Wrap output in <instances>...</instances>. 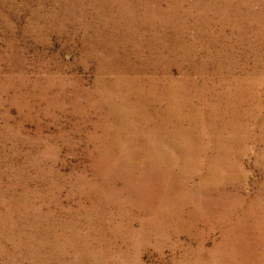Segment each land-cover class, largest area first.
<instances>
[{"label": "rangeland", "instance_id": "374dc122", "mask_svg": "<svg viewBox=\"0 0 264 264\" xmlns=\"http://www.w3.org/2000/svg\"><path fill=\"white\" fill-rule=\"evenodd\" d=\"M156 1L0 0V264H264V0Z\"/></svg>", "mask_w": 264, "mask_h": 264}, {"label": "bare ground", "instance_id": "6f19581e", "mask_svg": "<svg viewBox=\"0 0 264 264\" xmlns=\"http://www.w3.org/2000/svg\"><path fill=\"white\" fill-rule=\"evenodd\" d=\"M101 1V0H100ZM144 1V0H143ZM156 1V0H155ZM93 2V1H92ZM95 2V1H94ZM157 2V1H156ZM156 2H154V3H156ZM103 3V2H102ZM144 3V2H143ZM146 3V2H145ZM163 3V2H162ZM210 3V2H209ZM151 4V3H150ZM156 5V4H155ZM147 7V6H146ZM211 7V6H210ZM66 8V7H65ZM158 8V7H157ZM68 9V8H67ZM73 9V8H72ZM149 9V8H148ZM158 9H160V8H158ZM162 10V9H161ZM148 11V10H147ZM158 11V10H157ZM66 12V11H65ZM72 12V11H71ZM93 12V11H92ZM165 12H167L166 10H165ZM40 13V12H39ZM162 13V12H161ZM168 13V12H167ZM152 14H154V13H152ZM158 14V13H157ZM171 14V13H170ZM75 15V14H74ZM155 15V14H154ZM168 15V14H167ZM50 15H48L47 17H49ZM162 16V15H161ZM51 17V16H50ZM73 17V16H72ZM158 17V16H157ZM167 17V16H166ZM176 18V17H175ZM154 20V19H153ZM179 20V19H178ZM59 21V20H58ZM59 23V22H58ZM169 29V28H168ZM173 31H174V29H172ZM149 31V30H148ZM167 32V31H166ZM142 33V32H141ZM152 33V32H151ZM141 35H143V34H141ZM180 37V36H179ZM137 38V37H136ZM138 39H139V37H138ZM144 39V38H143ZM162 42V41H161ZM143 43V42H142ZM164 43V42H163ZM183 44V43H182ZM166 47V46H165ZM146 49V48H145ZM185 49V48H184ZM138 50V49H137ZM150 51H151V49H149ZM157 50V49H156ZM127 51V50H126ZM145 51V50H144ZM161 51V50H160ZM166 51V50H165ZM171 52V51H170ZM186 52V51H185ZM132 53V52H131ZM127 54V53H126ZM163 54V53H162ZM162 54H160V55H162ZM184 54V53H183ZM183 54H181V55H183ZM189 54V53H188ZM116 55V54H115ZM114 55V56H115ZM130 55V54H129ZM177 55V54H176ZM134 56V55H133ZM132 56V57H133ZM165 56V55H164ZM170 56V55H169ZM188 56V55H187ZM128 57H130V56H128ZM137 57V56H136ZM156 58V57H155ZM170 58V57H169ZM169 58H168V60H169ZM182 59V58H181ZM144 60V59H143ZM171 60V59H170ZM150 61H152V60H150ZM166 61V60H165ZM182 61V60H181ZM185 61V60H184ZM151 63V62H150ZM160 63V62H159ZM164 63V62H163ZM182 63V62H181ZM123 64V63H122ZM170 64V63H169ZM178 64H179V62H178ZM138 65V64H137ZM162 65H164V64H162ZM182 65V64H181ZM185 65V64H184ZM171 66V65H170ZM131 67V66H130ZM164 67V66H163ZM181 67V66H180ZM124 68V67H123ZM179 68V67H178ZM129 69V68H128ZM140 69V68H139ZM122 70V69H121ZM113 71V70H112ZM169 71V70H168ZM121 72V71H120ZM129 73V72H128ZM142 73V72H141ZM115 74V73H114ZM158 74V73H157ZM120 75V74H119ZM118 75V76H119ZM152 75V74H151ZM154 75V74H153ZM116 76V75H115ZM124 76V75H123ZM127 77V76H126ZM158 77V76H157ZM160 77V76H159ZM190 77V76H189ZM184 78V77H183ZM129 79H130V77H129ZM170 79V78H169ZM182 79V78H181ZM133 80V79H132ZM156 80V79H155ZM192 81V80H191ZM170 82V81H169ZM182 82V81H181ZM224 82V81H223ZM156 83V82H155ZM173 83V82H172ZM225 83V82H224ZM158 87V86H157ZM225 87V86H224ZM132 90H133V87H132ZM123 91H124V89H123ZM135 91V90H134ZM113 92V91H112ZM118 92H120V91H118ZM133 92V91H132ZM122 94H123V92H121ZM110 94V93H109ZM145 94V93H144ZM148 94V93H147ZM125 95V94H124ZM148 96H150V95H148ZM168 96V95H167ZM127 97V96H126ZM130 98V97H129ZM116 99V98H115ZM136 99V98H135ZM138 99V98H137ZM227 99V98H226ZM141 100V99H140ZM145 100V99H144ZM150 100V99H149ZM126 101V100H125ZM138 101V100H137ZM142 101V100H141ZM151 101V100H150ZM146 102V101H145ZM160 103V102H159ZM147 104V103H146ZM113 106V105H112ZM140 106H141V104H140ZM116 107V106H115ZM121 107H122V105H121ZM120 107V108H121ZM128 108H130V107H128ZM142 108H143V106H142ZM187 108V107H186ZM114 109V108H113ZM127 109V108H126ZM116 110V109H115ZM114 110V111H115ZM124 110V109H123ZM122 110V111H123ZM145 110V109H144ZM188 111V110H187ZM161 112V111H160ZM135 113V112H134ZM186 114H188V113H186ZM190 114V113H189ZM117 115V114H116ZM123 115V114H122ZM142 115V114H141ZM175 115V114H174ZM125 116V115H124ZM140 117V116H139ZM115 118V117H114ZM128 118V117H127ZM131 118V117H130ZM165 118V117H164ZM180 118V117H179ZM222 118V117H221ZM119 119V118H118ZM134 119V118H133ZM171 119V118H170ZM117 120V119H116ZM170 121V120H169ZM130 122V121H129ZM118 123V122H117ZM170 123V122H169ZM114 124V123H113ZM113 127V126H112ZM127 127V126H126ZM195 128V127H194ZM124 129V128H123ZM184 129V128H183ZM187 131V130H186ZM127 138V137H126ZM125 138V139H126ZM122 140V139H121ZM120 143V142H119ZM190 143H192V142H190ZM182 144V143H181ZM164 177V176H163ZM180 196V195H179Z\"/></svg>", "mask_w": 264, "mask_h": 264}]
</instances>
